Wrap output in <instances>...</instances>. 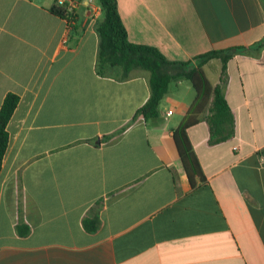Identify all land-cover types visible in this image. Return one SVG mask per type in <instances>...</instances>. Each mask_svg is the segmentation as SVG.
Instances as JSON below:
<instances>
[{
  "label": "crops",
  "instance_id": "obj_1",
  "mask_svg": "<svg viewBox=\"0 0 264 264\" xmlns=\"http://www.w3.org/2000/svg\"><path fill=\"white\" fill-rule=\"evenodd\" d=\"M52 2L0 0V102L17 94L0 264H264V0H116L127 39L167 59L242 46L222 72L218 57L201 64L232 132L211 141L204 116L187 126L204 177L194 185L171 136L188 80L172 78L143 118L147 71L95 67L99 5L90 18L78 0L68 28Z\"/></svg>",
  "mask_w": 264,
  "mask_h": 264
},
{
  "label": "trees",
  "instance_id": "obj_2",
  "mask_svg": "<svg viewBox=\"0 0 264 264\" xmlns=\"http://www.w3.org/2000/svg\"><path fill=\"white\" fill-rule=\"evenodd\" d=\"M100 8V17L94 28L97 34L95 67L102 72L106 66L118 67L122 76L131 69H144L148 73V95L138 106L136 113L143 118L157 114V104L167 89L169 81L181 76L187 79L194 91L193 97L181 118L172 128L171 136L179 156L182 168L190 185L203 180L196 155L186 134L188 125L204 116L209 126L210 140L224 139L232 132V116L228 105L217 84H211L206 78L201 64L210 57H218L221 62L220 71L232 52L239 51L242 46L232 48L209 49L199 55L185 60H170L153 45L129 41L124 25L116 7V0H95ZM50 11L64 19V7L53 0ZM264 44V37L259 42ZM17 94L6 92L0 102V159L6 145V121L16 103ZM207 110V114H203Z\"/></svg>",
  "mask_w": 264,
  "mask_h": 264
},
{
  "label": "built area",
  "instance_id": "obj_3",
  "mask_svg": "<svg viewBox=\"0 0 264 264\" xmlns=\"http://www.w3.org/2000/svg\"><path fill=\"white\" fill-rule=\"evenodd\" d=\"M56 2L64 7V13L67 15V19H65L66 27L70 28L74 22L75 8L78 0H56ZM84 3L90 18H93L98 9L96 3L94 0H84ZM168 112H170V109L166 110V113Z\"/></svg>",
  "mask_w": 264,
  "mask_h": 264
},
{
  "label": "rangeland",
  "instance_id": "obj_4",
  "mask_svg": "<svg viewBox=\"0 0 264 264\" xmlns=\"http://www.w3.org/2000/svg\"><path fill=\"white\" fill-rule=\"evenodd\" d=\"M188 82H189V81H188ZM173 83H174L173 81H170V84H169V85H173Z\"/></svg>",
  "mask_w": 264,
  "mask_h": 264
}]
</instances>
